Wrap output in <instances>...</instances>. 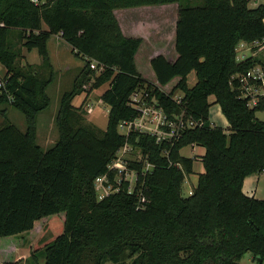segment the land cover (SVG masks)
<instances>
[{
	"label": "trees",
	"instance_id": "16d2710c",
	"mask_svg": "<svg viewBox=\"0 0 264 264\" xmlns=\"http://www.w3.org/2000/svg\"><path fill=\"white\" fill-rule=\"evenodd\" d=\"M186 1L0 0V115L6 121L0 128V239L30 233L43 218L62 214L63 231L45 248L44 264H239L247 253L264 260V200L242 192L246 177L264 174V122L256 117L264 112V98L248 103L240 79L258 63L236 59L239 45H264V4L203 0L192 7ZM172 4L177 58L154 57L150 83L135 65L142 39L125 37L114 11ZM54 36L84 67L60 99L58 141L43 150L36 122L50 106L47 88L55 72L48 43ZM34 50L41 63L22 66L23 52ZM192 72L196 83L190 88ZM103 86L100 100L109 106L104 131L82 124L73 106L76 97ZM138 91L170 119L184 111L202 126L172 143L138 132L121 135L119 125L139 116L129 106ZM178 91L180 105L173 100ZM211 96L226 130L210 121ZM6 107L23 115L25 132L7 121ZM126 143L141 155L124 161L136 172L130 193L124 176L109 170ZM195 146L205 150L204 173L184 197L195 160L181 151ZM147 163L152 167L145 171ZM104 175L117 191L99 199L96 180Z\"/></svg>",
	"mask_w": 264,
	"mask_h": 264
},
{
	"label": "rangeland",
	"instance_id": "374dc122",
	"mask_svg": "<svg viewBox=\"0 0 264 264\" xmlns=\"http://www.w3.org/2000/svg\"><path fill=\"white\" fill-rule=\"evenodd\" d=\"M187 2L186 0H183ZM189 6H200L203 0H189ZM257 1V2H256ZM260 4H264V0H249V7L254 8ZM131 10V11H129ZM129 12H123L126 10L117 11V17L122 24H136L133 29L135 32H142L146 37L147 32V46L159 45L164 47L165 50L172 51L173 48V28L177 17L176 5L149 7L139 9H129ZM119 12H122L121 14ZM59 45V46H58ZM48 51L51 65L55 72L54 82L47 88V94L50 98V106L47 110L40 113L36 122V143L43 149L47 150L52 147L58 141V129L56 126V115L59 109L60 99L65 92L71 90L73 83L79 77L84 62L82 59L73 55L71 47L58 40L55 36L51 38L48 44ZM25 54V51L23 52ZM237 61H243L246 59H253L257 61V65L253 69H263L264 67V45L248 44L240 45L237 47ZM33 64L38 66L41 63V59L38 57L36 51H32L28 56L20 61L23 66L25 64ZM135 65L137 70L148 81L152 78V70L148 62H144L141 55L135 56ZM252 69V70H253ZM95 70V69H93ZM4 69L0 66V74L4 75ZM196 83L195 74L192 72L188 76V84L190 87ZM174 84H171L167 91ZM90 84L86 86L88 91ZM107 86H103L99 89L93 90L89 94H81L76 97L73 106L75 110L79 111L84 119L82 120L85 125H94L99 130L104 131L107 125V116L109 112V106L104 104L100 100V96L104 93ZM176 98L182 96L181 92H176L174 95ZM214 97H210L209 101L211 107L209 109V117L211 123L216 127H223V118L220 116L217 104L214 103ZM250 98L248 103L251 105ZM80 107V108H79ZM80 109H82L80 111ZM258 120L264 122V112L256 113ZM6 119L8 122L16 126L21 132L26 130V122L22 114L17 112L11 107H6ZM222 119V120H221ZM6 123L5 119L0 115V128ZM226 130V129H224ZM121 135L125 134V131H119ZM228 133V131H226ZM192 147L184 148L181 151V155L186 158L194 159L193 173L185 178L183 185V196H190L193 189L198 183L200 174L204 173L202 163V157L197 155V152ZM125 159L140 158L139 151L131 149L126 155ZM63 215H54L52 217L43 218L37 222L35 229L27 234H24L16 238H3L0 239V249L3 253H0V261L11 263L13 261L20 260L21 264H44L45 248L52 244V242L59 236L64 227V221L61 218ZM44 221V222H43ZM12 239V240H11ZM35 258H32L31 255ZM252 256L247 253L243 256L239 264H252ZM105 264H112L106 262ZM129 264V261L126 262Z\"/></svg>",
	"mask_w": 264,
	"mask_h": 264
},
{
	"label": "built area",
	"instance_id": "2783aa9c",
	"mask_svg": "<svg viewBox=\"0 0 264 264\" xmlns=\"http://www.w3.org/2000/svg\"><path fill=\"white\" fill-rule=\"evenodd\" d=\"M243 44L240 45L242 47ZM95 69L94 65L91 66ZM242 88L245 89V97L251 100V106L257 105L261 98H264V69H253L240 79ZM146 91L134 93L129 101V106L139 112V116L134 121H125L119 125V131H125L123 136L128 137L130 133H141L156 137L160 141L172 143L181 137L186 129H195L202 124L195 122L190 118H185V112L170 119L164 111L157 106V102L149 97ZM177 105L181 104L180 98L173 97ZM130 146L126 145L118 152L115 161L109 166V170H116L118 175L124 176L128 181V192L133 189V183L136 181V172L128 169L125 164V155L130 151ZM150 164L145 165V171L150 169ZM118 179V178H117ZM124 180V179H123ZM107 175L101 176L96 180V191L99 199L110 196L117 189L108 183ZM252 264H264V260L252 258Z\"/></svg>",
	"mask_w": 264,
	"mask_h": 264
},
{
	"label": "crops",
	"instance_id": "0c3cea01",
	"mask_svg": "<svg viewBox=\"0 0 264 264\" xmlns=\"http://www.w3.org/2000/svg\"><path fill=\"white\" fill-rule=\"evenodd\" d=\"M257 2V1H256ZM172 5H176V8H177V4H172ZM166 6H169V5H166ZM160 7V6H159ZM141 8H149V7H141ZM133 9H139V8H133ZM123 10H126V11H123V12H129L131 10L129 9H123ZM129 10V11H128ZM117 11L119 10H116L114 11V15L118 21V24H119V27L121 29V32L122 34L125 36V37H132V38H141L142 39V44L140 45L136 55H141V58L144 62H148L149 63V66H150V61L158 56V55H161L163 56L164 58H166L167 60L169 61H174L176 58H177V54L175 52V28H176V21H177V17H176V21H175V24H174V28H173V48H172V51H168V50H165L164 47L162 46H159V45H150V46H147V42H148V38H147V32L145 33L146 37L143 35V31L140 32H135L133 27L136 25V24H131L128 22V24L130 25H127L126 24H122L119 16L117 17ZM120 14L122 12H119ZM58 40L64 42L60 36H55ZM51 40V39H50ZM49 40V41H50ZM65 43V42H64ZM49 44V43H48ZM59 46V45H58ZM35 51V50H34ZM31 53V52H30ZM29 53L25 52L24 56H28ZM135 55V56H136ZM137 69V67H136ZM138 71V70H137ZM139 73V71H138ZM140 74V73H139ZM152 74V78L151 80H147L146 78L142 77L145 81H148L150 83H155V75L153 73V71L151 72ZM141 75V74H140ZM142 76V75H141ZM177 79L173 80L171 83H169L167 86L165 87H162L163 90L167 91L168 88L170 87L171 84H174L176 83ZM173 85V86H174ZM172 86V87H173ZM189 86V84H188ZM171 87V88H172ZM190 87V86H189ZM193 87V86H192ZM170 88V89H171ZM191 88V87H190ZM214 100V99H213ZM210 102V101H209ZM74 103V101H73ZM218 106V105H216ZM220 112V116L223 118L224 122H223V129H227L228 128V123H227V120L225 119V117L222 115L221 113V110H220V107L218 106V110ZM222 120V119H221ZM211 121V120H210ZM194 148L193 150H195V152H197V155H199L200 157H202L205 153V150L203 148H200V147H192ZM202 164V163H201ZM193 167H194V163H193ZM242 192L245 196L249 197V198H254V199H257V200H264V174L260 175V176H257V175H250L248 177H246L243 181V187H242Z\"/></svg>",
	"mask_w": 264,
	"mask_h": 264
},
{
	"label": "water",
	"instance_id": "95a60500",
	"mask_svg": "<svg viewBox=\"0 0 264 264\" xmlns=\"http://www.w3.org/2000/svg\"><path fill=\"white\" fill-rule=\"evenodd\" d=\"M258 260H259V258H258Z\"/></svg>",
	"mask_w": 264,
	"mask_h": 264
}]
</instances>
